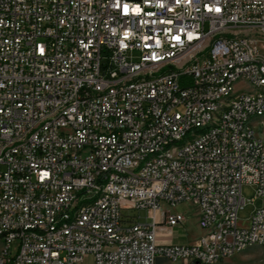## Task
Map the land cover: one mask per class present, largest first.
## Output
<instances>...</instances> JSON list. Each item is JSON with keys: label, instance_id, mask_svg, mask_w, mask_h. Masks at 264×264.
Instances as JSON below:
<instances>
[{"label": "built area", "instance_id": "obj_1", "mask_svg": "<svg viewBox=\"0 0 264 264\" xmlns=\"http://www.w3.org/2000/svg\"><path fill=\"white\" fill-rule=\"evenodd\" d=\"M260 37L264 0H0V264L263 248L264 207L238 224L244 185L264 199ZM179 204L203 234L158 244Z\"/></svg>", "mask_w": 264, "mask_h": 264}, {"label": "crops", "instance_id": "obj_2", "mask_svg": "<svg viewBox=\"0 0 264 264\" xmlns=\"http://www.w3.org/2000/svg\"><path fill=\"white\" fill-rule=\"evenodd\" d=\"M245 34H251L246 31ZM264 38V37H260ZM264 47V45H260ZM143 211V218L138 217L136 221L140 223H150L148 211ZM173 212L181 213L184 215V222L176 225L172 228H166L159 226L157 232V243L158 244H171V245H180V246H189L194 245L198 242L200 236L203 234V231L199 228L196 218V208L189 204H179L176 208L172 210ZM157 218L160 219V214L157 213ZM155 264H185L184 262L172 263L165 257L158 255L155 258Z\"/></svg>", "mask_w": 264, "mask_h": 264}, {"label": "rangeland", "instance_id": "obj_3", "mask_svg": "<svg viewBox=\"0 0 264 264\" xmlns=\"http://www.w3.org/2000/svg\"><path fill=\"white\" fill-rule=\"evenodd\" d=\"M259 46L264 45V38H259ZM136 59V56H134ZM238 90H250V86L246 83L239 82L235 86V91ZM264 121V118H262ZM256 133H262L263 129L261 126L257 125L255 127ZM242 195L246 200V205L243 210L238 213V224L239 226H247V219L251 216L252 212L257 208L264 207V199L260 197H255L254 188L244 185L242 187ZM143 211L130 210L124 213L126 216V221L129 218H143ZM140 219V218H138ZM83 264H91V258H87ZM217 264H264V247L263 248H250L242 253L236 254L231 258L225 259Z\"/></svg>", "mask_w": 264, "mask_h": 264}, {"label": "trees", "instance_id": "obj_4", "mask_svg": "<svg viewBox=\"0 0 264 264\" xmlns=\"http://www.w3.org/2000/svg\"><path fill=\"white\" fill-rule=\"evenodd\" d=\"M127 221L128 222H134V221H136V218H129V219H127Z\"/></svg>", "mask_w": 264, "mask_h": 264}]
</instances>
